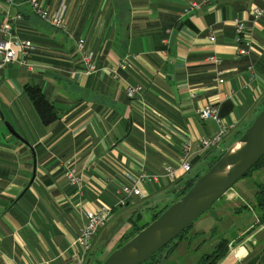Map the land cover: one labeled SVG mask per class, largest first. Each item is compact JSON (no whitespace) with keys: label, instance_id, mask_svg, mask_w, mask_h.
<instances>
[{"label":"crops","instance_id":"1","mask_svg":"<svg viewBox=\"0 0 264 264\" xmlns=\"http://www.w3.org/2000/svg\"><path fill=\"white\" fill-rule=\"evenodd\" d=\"M38 1L52 10L66 7L64 31L40 21L28 0H0V23L20 15L10 21L11 31L35 46L32 70L15 63L0 69V264H68L87 210L103 203L114 208V215L153 199L167 203L161 197L174 181L163 177L164 168L176 166L185 135L196 152L191 170L200 171L249 127L264 102V12L252 28L247 56L236 55L233 27V20L240 19L251 28L250 10L264 9L263 0ZM190 3L199 8L183 14ZM78 39L98 67L109 68L129 56L133 69L121 72L123 82L103 72L86 75ZM210 55L221 60L220 85ZM124 83L140 87V100L126 97ZM26 87L38 89L53 115L50 122L42 121ZM138 100L151 112L144 115ZM209 103L234 128L218 147L199 154L197 140L217 130L196 114ZM64 161L81 178L79 194L63 176ZM139 171L159 180L142 185L145 199L130 197L116 205L123 172ZM240 182L217 201L207 230L188 233L165 264H199L221 239L228 241V252L217 264H264V222L255 207L264 168ZM191 237L203 238L199 249ZM91 251L83 264L97 260L96 250Z\"/></svg>","mask_w":264,"mask_h":264},{"label":"built area","instance_id":"2","mask_svg":"<svg viewBox=\"0 0 264 264\" xmlns=\"http://www.w3.org/2000/svg\"><path fill=\"white\" fill-rule=\"evenodd\" d=\"M11 2L12 0H8ZM264 1V0H263ZM31 11L33 14L42 22L50 25L51 27L64 31L66 29L65 16L66 7L60 6L55 10L46 7L43 2L38 0H28ZM199 8L198 4L190 3L183 10V14H190L191 12ZM264 12V9L259 7H252L249 13L252 27L246 26L247 20L234 19V40L237 45L236 55L247 56L252 51L253 39H252V28L254 23L258 20ZM21 16L17 15L14 17L15 20H20ZM13 18H7L4 22L0 23V69L7 64H19L28 70L34 68V64L31 62V56L35 52V46L26 40L19 39L11 31L10 21ZM209 42L215 41L214 36L210 34ZM76 51L79 55L80 62L84 65V73L91 75L97 72H103L109 75L112 79L117 82H123L121 79V72H126L133 69V61L129 56H125L119 59L115 65L109 68H101L96 65L95 56L92 52L84 47L83 39H78L76 42ZM208 62L214 67L216 75V83H223V72L218 70V66L221 60L215 55L208 57ZM250 79L255 78V72L252 65L247 67ZM125 95L129 100L139 99L140 87L131 86L124 83ZM140 100V99H139ZM138 100V101H139ZM141 103V101H139ZM144 110V115L148 114L150 109L141 103ZM197 117L200 121H212L216 124V132L209 137L200 138L197 140V153H204L210 149L218 147L227 136V134L233 130L234 123L228 124L219 116L218 106L214 103L206 104L196 111ZM191 138L185 135L184 141L181 144V154L178 157L177 164L175 167L166 166L164 168L163 177L173 182L179 177L188 173L191 170L190 162L191 157L194 153L191 150ZM63 176L66 178L68 183L75 186L77 193H81V178L76 171L75 166L69 162L64 161L61 164ZM123 179L125 183L118 186L116 190L118 206H123L130 197H136L138 199H145L146 195L141 189L145 183L157 182L159 176L147 174L144 171H139L136 175L123 172ZM113 208L100 203L92 210H87L84 213V223L79 229L78 237L72 243L71 249L73 250V258L68 264H83L85 257L91 251V243L93 237L98 233L100 229L106 227L109 221L112 219Z\"/></svg>","mask_w":264,"mask_h":264},{"label":"water","instance_id":"3","mask_svg":"<svg viewBox=\"0 0 264 264\" xmlns=\"http://www.w3.org/2000/svg\"><path fill=\"white\" fill-rule=\"evenodd\" d=\"M5 127L11 135L20 139L7 123ZM263 156L264 107L242 135L183 196L125 244L111 252L101 264L145 263L192 225Z\"/></svg>","mask_w":264,"mask_h":264},{"label":"trees","instance_id":"4","mask_svg":"<svg viewBox=\"0 0 264 264\" xmlns=\"http://www.w3.org/2000/svg\"><path fill=\"white\" fill-rule=\"evenodd\" d=\"M25 89L28 92L36 109L38 110L42 121H44L45 123L50 122V120L53 119V115L49 110L48 104L43 100L42 96L39 94L38 89L33 87H26ZM263 107H264V102H263V106L258 110L257 113H259ZM243 132L244 130L237 133V135L235 136V140L238 139ZM225 152L226 151L214 155V157H212L210 160L206 162L205 165H203V168L200 171L190 170L184 177L180 178L177 181H174L171 184V189L169 190V193L172 196L169 202L161 206L159 205V203H155L153 205L147 206L148 204L147 203L145 205V209H153L150 220L147 222L142 221L143 216L141 213H137L136 217H131L130 218L131 224L129 230L119 238L117 245H115L113 250L110 251L107 255H109L111 252H113L114 250L118 249L123 244H125L140 230H142L150 222L155 220L163 211H165L178 198L183 196L192 187L195 181L203 173H205ZM262 168H264V156L261 157L259 161L240 180L250 176L253 172L260 170ZM216 203L217 202H215L212 206H214ZM255 207L257 208L258 217H260V222H264V184L258 186V192L255 194ZM113 213H114V208L112 210V216ZM191 226L192 225H190L188 228L182 231L175 239H173L169 244H167L165 247H163L158 252H156L148 261H146L143 264H165L166 259L169 257L172 251L179 245L181 241L187 238V234ZM200 247L201 245L198 247V249ZM227 252H228V241L221 239L217 242V244L212 248L210 252L202 255V257L199 260V264H217L223 259V257L227 254ZM103 260L104 259L97 258V260L93 264H101Z\"/></svg>","mask_w":264,"mask_h":264},{"label":"rangeland","instance_id":"5","mask_svg":"<svg viewBox=\"0 0 264 264\" xmlns=\"http://www.w3.org/2000/svg\"><path fill=\"white\" fill-rule=\"evenodd\" d=\"M240 181H242V180H240ZM240 181L237 182L234 185V187H236V185L239 186V183H241ZM161 198H162L163 202H169L171 200L172 196L169 192H167L164 195H162ZM139 200H141V199H139ZM157 201H160V200L153 199L152 201H150V203H148V204L146 203V204H147V206H150V205L155 204ZM160 204H161V201L159 202V205ZM218 204H219V202L215 206H212L210 209H208L198 219H196L194 221V223L192 224L191 228L189 229L188 233L191 234L192 232H194V231L196 232L200 229L207 230L206 226L208 224V220L212 216L213 209H215ZM152 212H153V209H145V205L138 207L137 209H133V208H127L126 210L125 209H117L115 214L112 216V218L115 217V219L114 220L111 219L109 221L108 225H106V227L99 232L100 234L98 233L99 235L96 236V239L93 238L95 241L92 240V243H91L92 251L91 252H94V249H95L96 250L95 255H97L98 258L105 260V257H107V254L113 250L115 245H117L119 238L129 230L130 224H131L130 218L136 217L137 213H141L143 216L142 221L147 222L150 220ZM211 223L213 224V222H211ZM214 230H215V227H214ZM192 238H194V237L189 238L190 242H192L194 240L192 242V244H193L192 246H194V245L200 246L199 245L200 242H203V238H198V239L197 238L192 239ZM185 240H187V239H185ZM207 246L208 245H205L204 248H206ZM96 247H97V249H96Z\"/></svg>","mask_w":264,"mask_h":264}]
</instances>
